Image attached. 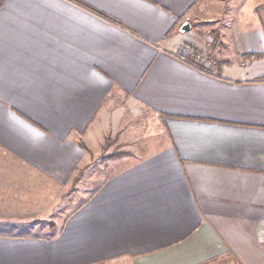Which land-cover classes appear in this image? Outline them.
Returning <instances> with one entry per match:
<instances>
[{
    "label": "crops",
    "instance_id": "0c3cea01",
    "mask_svg": "<svg viewBox=\"0 0 264 264\" xmlns=\"http://www.w3.org/2000/svg\"><path fill=\"white\" fill-rule=\"evenodd\" d=\"M0 2V264H264V0Z\"/></svg>",
    "mask_w": 264,
    "mask_h": 264
},
{
    "label": "rangeland",
    "instance_id": "374dc122",
    "mask_svg": "<svg viewBox=\"0 0 264 264\" xmlns=\"http://www.w3.org/2000/svg\"><path fill=\"white\" fill-rule=\"evenodd\" d=\"M111 141H114V143L109 145V146L105 145L103 154L98 159L99 160L98 162L103 163L104 160H107V159L111 160L110 157L114 154L115 151L122 150L121 146H117V141H115L113 139H111ZM120 152H123V151H120ZM121 158H123V157H121ZM121 158H115L112 160L121 159ZM96 164H98V163H96ZM58 230L59 229H52V228H49V229H0L1 232L15 231V232H20L21 234H27L28 233V234L40 235V236H49V235H52L53 233H56Z\"/></svg>",
    "mask_w": 264,
    "mask_h": 264
},
{
    "label": "trees",
    "instance_id": "16d2710c",
    "mask_svg": "<svg viewBox=\"0 0 264 264\" xmlns=\"http://www.w3.org/2000/svg\"><path fill=\"white\" fill-rule=\"evenodd\" d=\"M0 5H1V2H0ZM114 141H111V139H106L105 140V143H104V148H105V145L109 146L111 144H113ZM129 153L127 152H120V151H115L114 154L110 157V159H115V158H121V157H124V156H127Z\"/></svg>",
    "mask_w": 264,
    "mask_h": 264
},
{
    "label": "water",
    "instance_id": "95a60500",
    "mask_svg": "<svg viewBox=\"0 0 264 264\" xmlns=\"http://www.w3.org/2000/svg\"><path fill=\"white\" fill-rule=\"evenodd\" d=\"M192 28L191 24L190 23H185L181 29V32L182 33H186L188 31H190Z\"/></svg>",
    "mask_w": 264,
    "mask_h": 264
},
{
    "label": "built area",
    "instance_id": "2783aa9c",
    "mask_svg": "<svg viewBox=\"0 0 264 264\" xmlns=\"http://www.w3.org/2000/svg\"><path fill=\"white\" fill-rule=\"evenodd\" d=\"M187 52L192 51L193 49L188 47L187 49H185ZM201 61H203V64L206 65L207 64V59L206 58H201Z\"/></svg>",
    "mask_w": 264,
    "mask_h": 264
}]
</instances>
